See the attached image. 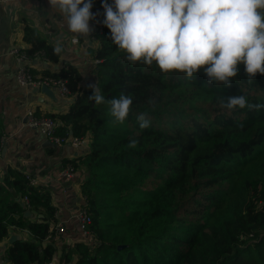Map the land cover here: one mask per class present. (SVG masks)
<instances>
[{
	"label": "trees",
	"instance_id": "16d2710c",
	"mask_svg": "<svg viewBox=\"0 0 264 264\" xmlns=\"http://www.w3.org/2000/svg\"><path fill=\"white\" fill-rule=\"evenodd\" d=\"M95 36L91 54L100 61L94 83L106 100L123 93L132 105L125 121L115 122L110 105L88 100L91 90L80 92L75 66L66 62L57 72H43L64 79L74 96L65 112L46 114L61 122L57 133L88 139L82 154L62 161L84 175L79 190L90 214L88 235L61 244L60 260L264 264V107L229 110L219 104V98L244 95L264 105V75L250 82L241 63L231 85L224 86L209 82L203 69L192 77L162 72L155 61H128L103 23ZM25 40L28 56L42 53L59 61L55 47L34 31L27 30ZM140 113L149 127H139ZM132 139L135 148L128 147ZM1 145L0 132V150ZM8 171L14 193L27 196V209L39 216L27 222L20 200L0 185V242L10 227L26 228L32 237L14 240L5 255L10 264H46L58 252L53 241H45L56 222L52 190L30 186L22 173Z\"/></svg>",
	"mask_w": 264,
	"mask_h": 264
},
{
	"label": "clouds",
	"instance_id": "9594fccd",
	"mask_svg": "<svg viewBox=\"0 0 264 264\" xmlns=\"http://www.w3.org/2000/svg\"><path fill=\"white\" fill-rule=\"evenodd\" d=\"M57 9L68 29L89 35L92 0H49ZM102 23L110 30L114 44L127 53L130 62L153 61L162 72L178 70L192 77L198 70L209 82L231 85V78L244 65L251 82L259 73L264 75V0H101ZM54 52L59 55L58 44ZM88 100L107 103L115 122L123 123L128 116L132 97L121 93L118 98L105 99L100 88L88 85ZM222 108L259 110L261 104L250 103L244 95L219 98ZM141 129L149 127L145 113L136 117ZM132 139L129 148H135Z\"/></svg>",
	"mask_w": 264,
	"mask_h": 264
},
{
	"label": "crops",
	"instance_id": "0c3cea01",
	"mask_svg": "<svg viewBox=\"0 0 264 264\" xmlns=\"http://www.w3.org/2000/svg\"><path fill=\"white\" fill-rule=\"evenodd\" d=\"M90 27L93 31L91 25ZM27 30L34 31L38 37L54 47L58 44L62 47L57 63H52L41 54H37L29 62L31 70L38 73L57 72L67 62L75 66L80 73V92H89L91 89L88 85L96 81L94 72L96 65L87 62L84 58L93 57L91 50H94L97 44L92 39V31L89 35L71 32L61 13L50 7L49 0H0L1 148L4 143L7 144L3 156L0 150V185L10 190L12 198L20 200L25 208L23 215L27 218V222H31L37 220L39 215L28 210V207L24 205L23 197L14 193V188L10 185L13 177L8 170H14L23 175L30 173L39 179L46 180L60 168L64 159H71L82 154L84 146L81 149H74L69 144L47 145L41 134L27 125L25 115L27 108L45 115L59 114L68 109L74 97L70 95L64 98L53 90L55 92L53 99L40 90L34 92L35 87L22 86L16 82L15 76L19 63L8 52L12 46L23 50L30 47V43L25 40ZM74 36L78 39L76 45L70 43V38ZM83 178L82 171L77 169L70 181L38 185L52 190V203L56 208V222L52 227L57 225L64 227L58 239L54 240L55 245L58 246V252L52 259L54 264H77L76 256L68 262H62L59 246L72 245L76 241L86 239L80 235L77 224L71 217L72 211L84 203L79 190V184ZM13 215L17 217L16 213ZM30 239L32 237L26 228L10 227L7 237L0 242V264H10L5 250L11 242Z\"/></svg>",
	"mask_w": 264,
	"mask_h": 264
},
{
	"label": "built area",
	"instance_id": "2783aa9c",
	"mask_svg": "<svg viewBox=\"0 0 264 264\" xmlns=\"http://www.w3.org/2000/svg\"><path fill=\"white\" fill-rule=\"evenodd\" d=\"M91 12L95 13V19L90 20L89 24L92 26V39L96 41L95 34L102 30V18H101V7L97 0H92ZM70 43L76 45L78 39L74 36L70 38ZM9 54H11L16 61L19 63V67L16 71V82L22 86H31V87H41L45 85L52 90H55L61 97L70 96V92L67 88L66 82L64 79L56 78L49 74H43L38 72H33L29 67V62L32 57L28 56L23 49H19L16 46H12L9 49ZM42 55V53H41ZM87 62L96 65L100 59L91 57L84 58ZM27 125L33 129H36L45 140H49L55 145L69 144L74 149H81L88 141L87 137H76L72 135H59L56 131L57 126L61 123L59 120H56L45 114L36 113L33 109L27 108L25 111ZM13 167L12 165H10ZM75 175V169L70 163L62 164L60 168L52 174L46 180L39 179L38 177L25 173L24 176L27 179V184L30 186H38L41 183H57L61 184L66 181H70ZM23 202L26 207H29V201L27 196H23ZM85 205V200L82 205L72 211L71 217L77 224V227L80 231V235L84 238L88 235V225L90 223V214L83 207ZM64 231L62 225L55 226L52 231L47 234L45 237L46 241H53L58 239L60 233ZM46 264H54L52 260Z\"/></svg>",
	"mask_w": 264,
	"mask_h": 264
},
{
	"label": "water",
	"instance_id": "95a60500",
	"mask_svg": "<svg viewBox=\"0 0 264 264\" xmlns=\"http://www.w3.org/2000/svg\"><path fill=\"white\" fill-rule=\"evenodd\" d=\"M39 90L41 92H43L44 94H46L47 96H49L50 98H53V99L55 98V92L51 88H49L45 85H42L40 88L39 87L34 88V92L39 91ZM45 142L47 145L52 144L49 140H45ZM6 146H7V144L4 143L2 148H1V156L4 155V152L6 151ZM26 213H28V212H26Z\"/></svg>",
	"mask_w": 264,
	"mask_h": 264
}]
</instances>
